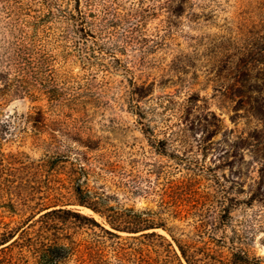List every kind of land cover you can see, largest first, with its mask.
I'll return each instance as SVG.
<instances>
[{
	"label": "trees",
	"instance_id": "trees-1",
	"mask_svg": "<svg viewBox=\"0 0 264 264\" xmlns=\"http://www.w3.org/2000/svg\"><path fill=\"white\" fill-rule=\"evenodd\" d=\"M250 1V8L240 16H245V26L258 16L255 34L261 35L264 0ZM194 7L195 0H0V73L8 76L13 71L10 88L35 99L45 95L51 112L57 110L59 102L96 95L98 104L107 109L114 108L111 100L120 109L126 106L143 136L163 138L154 144L156 152L174 162L168 170L160 166L159 174L176 175L178 182L166 188L158 210L113 206L81 183L72 188L73 202L71 198L66 202L58 199L52 208L22 224L14 219L21 213L12 203H0L4 209L0 210V264H200L194 238L195 147L187 138L200 129L215 136L219 120L214 112L203 116V109L195 104L199 101L195 94H188L181 102L169 96L143 102L151 85L143 82L138 86L134 81V69H157L163 58L177 52L181 42L195 54L203 51L206 35L190 32L199 27ZM186 11L190 12L184 16ZM260 39L264 42V34ZM216 49V53H206L210 60L208 80L214 91L211 100L224 104L234 101L235 95L240 102L243 93L264 90V85L255 84L260 80L251 77L255 69L264 70V43L259 56L238 42L231 48L237 49L233 53L223 44ZM71 56L80 61L87 75L70 88L67 80L57 75L55 63ZM119 77L126 80L125 86L124 81L115 84ZM31 86L36 92H30ZM65 90L75 93L66 98ZM109 92H113L111 100L102 96L100 101V94ZM20 101L25 98L13 102V113L28 116L29 112L19 110L16 102ZM155 116L161 121L154 120ZM138 183H128V192L145 190H140ZM71 205L91 210L104 222ZM169 222L179 224L169 226ZM156 230H168L173 243ZM171 230L189 231L176 237ZM222 263L264 264V259H249L235 252Z\"/></svg>",
	"mask_w": 264,
	"mask_h": 264
},
{
	"label": "rangeland",
	"instance_id": "rangeland-1",
	"mask_svg": "<svg viewBox=\"0 0 264 264\" xmlns=\"http://www.w3.org/2000/svg\"><path fill=\"white\" fill-rule=\"evenodd\" d=\"M250 3L195 0V25L199 27L190 32L206 35L203 51L195 54L181 42L177 52L163 58L157 69H134L138 86L143 82L151 85V93L143 102L163 96L181 102L188 94H195L199 96L195 104L203 109V116L214 112L219 120L215 136L200 129L187 138L195 147L194 238L200 264H223L235 252H242L249 259H264V90H254L253 95L243 93L240 102L235 95L234 101L224 104L211 100L214 91L208 80L210 60L206 56L210 50L216 53L220 44L233 53L237 49L231 48L237 42L253 56L258 53L264 43L260 39L264 33L255 34L258 16H253L247 27L245 16H240L250 8ZM55 65L57 75L65 78L70 88L74 81H83L87 75L75 56L62 62L57 60ZM14 76L13 71L8 76L0 73V83H4L0 85V189L8 192L0 190V203H12L18 209L21 215L14 219L19 224L52 208L58 199L66 202L71 198L73 202L72 188L77 183L89 186L113 206L129 204L139 210H158L166 188L172 182L174 187L178 185L176 175L159 174L160 166L168 170L174 162L156 152L154 144L163 138L143 136L126 106L120 109L113 103V92L100 94V101L102 96L111 100L113 110L98 104L96 95L59 102L57 110L51 112L45 95L35 99L12 90L9 84ZM251 77L260 80L256 85H264V70L255 69ZM115 80L116 85L119 81L126 85L122 77ZM34 89L29 87L30 92H36ZM74 93L65 90L63 94L68 98ZM20 97L25 101L16 104L21 112H29L28 116L13 113V102ZM153 119L161 121L160 116ZM135 181L145 190L129 193L128 183L134 185ZM70 208L81 209L104 222L87 208ZM225 208L227 212L223 211ZM172 224L179 223H168ZM156 231L173 243L168 230ZM171 231L180 237L189 230Z\"/></svg>",
	"mask_w": 264,
	"mask_h": 264
}]
</instances>
